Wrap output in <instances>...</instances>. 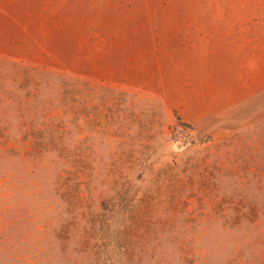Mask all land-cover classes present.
Listing matches in <instances>:
<instances>
[{"label": "rangeland", "instance_id": "1", "mask_svg": "<svg viewBox=\"0 0 264 264\" xmlns=\"http://www.w3.org/2000/svg\"><path fill=\"white\" fill-rule=\"evenodd\" d=\"M264 0H0V264H264Z\"/></svg>", "mask_w": 264, "mask_h": 264}, {"label": "crops", "instance_id": "2", "mask_svg": "<svg viewBox=\"0 0 264 264\" xmlns=\"http://www.w3.org/2000/svg\"><path fill=\"white\" fill-rule=\"evenodd\" d=\"M262 42H264V39H262L261 34H259V39L255 40V44L259 47V49L262 47Z\"/></svg>", "mask_w": 264, "mask_h": 264}]
</instances>
